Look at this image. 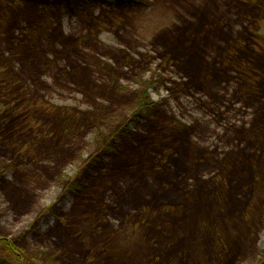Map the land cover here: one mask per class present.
Here are the masks:
<instances>
[{
    "label": "rangeland",
    "instance_id": "374dc122",
    "mask_svg": "<svg viewBox=\"0 0 264 264\" xmlns=\"http://www.w3.org/2000/svg\"><path fill=\"white\" fill-rule=\"evenodd\" d=\"M0 239L264 264V0H0Z\"/></svg>",
    "mask_w": 264,
    "mask_h": 264
},
{
    "label": "trees",
    "instance_id": "16d2710c",
    "mask_svg": "<svg viewBox=\"0 0 264 264\" xmlns=\"http://www.w3.org/2000/svg\"><path fill=\"white\" fill-rule=\"evenodd\" d=\"M118 1H120V0H118ZM139 102H140V106L138 105V108L136 109V112L133 115L134 116L133 118L141 117V118L148 119L151 115L152 110L154 111V113L157 111V107H156L157 105L155 104V102H151L147 98H144V97L140 98ZM125 125H126V127L129 126V120ZM109 145L110 144L107 143L105 148L107 149V147H109ZM96 160L97 159H95L94 162H96ZM73 183L76 184L75 181L73 180L70 185H72ZM16 256L19 257L15 251V245H12L11 242H9L5 239H0V259L7 260L9 257H14L15 259H17ZM28 264H32V263L30 261H28Z\"/></svg>",
    "mask_w": 264,
    "mask_h": 264
}]
</instances>
